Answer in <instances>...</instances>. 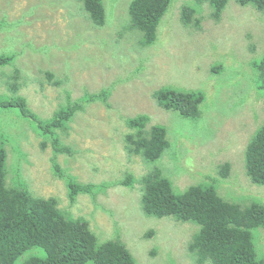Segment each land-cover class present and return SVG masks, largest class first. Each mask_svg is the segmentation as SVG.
<instances>
[{
    "label": "rangeland",
    "instance_id": "374dc122",
    "mask_svg": "<svg viewBox=\"0 0 264 264\" xmlns=\"http://www.w3.org/2000/svg\"><path fill=\"white\" fill-rule=\"evenodd\" d=\"M131 1L104 0L107 20L99 28L77 0H0V21L5 23L0 52L16 55L11 65L0 68V95L11 93L8 85L19 72L17 95L40 118L50 119L67 104L68 96L75 101L111 89L109 108L100 102L86 104L68 132L59 131L74 153L55 159L79 182L113 184L96 195V202L88 194L70 202L66 182L54 168L51 143L30 121L8 109L0 112V130L20 149L7 144L9 163L19 168L35 196L54 197L73 217L89 220L101 241L119 238L137 264H195L188 244L198 228L173 218L145 216L140 186L116 183L129 172L141 177L158 165L178 191L210 184L224 199L264 202V186L252 183L245 170L246 146L264 122V91L246 62L264 53V13L231 0L215 22L205 4L199 29L181 21L184 6L193 2L173 0L156 43L143 47L142 33L129 31ZM219 65L223 68L215 70ZM165 87L201 91V118L183 119L159 108L153 93ZM142 114L150 117L149 126L168 129L171 146L150 166L141 156H129L123 145L130 131L125 119ZM227 160L232 164L230 176L208 179L218 177V166ZM253 235L261 256L264 229H255ZM42 252L32 249L16 264Z\"/></svg>",
    "mask_w": 264,
    "mask_h": 264
},
{
    "label": "trees",
    "instance_id": "16d2710c",
    "mask_svg": "<svg viewBox=\"0 0 264 264\" xmlns=\"http://www.w3.org/2000/svg\"><path fill=\"white\" fill-rule=\"evenodd\" d=\"M77 1L95 26H105L107 15L104 0ZM191 1L193 5L184 6L181 21L186 27L200 29L202 5H208L211 9L210 18L220 22L231 0ZM172 2L131 1L128 10V21L131 22L129 31L142 33L141 46L156 43L158 27ZM236 2L241 7L251 6L264 13V0ZM4 25L0 21V30L5 28ZM15 60L14 53L0 52V68L11 65ZM246 62L247 68L257 76L259 89L264 91V53ZM222 68L219 65L215 70ZM47 77L49 80L53 78L50 72ZM18 79L19 72H16L14 82L8 85L11 93L0 95V112L13 109L50 141L55 155L53 163L56 174L66 182L68 198L72 204L82 194L92 196L96 202V195L105 193L107 187L113 184L79 182L63 171L55 159L59 154L74 153L70 146L62 142L59 131L68 132L69 123L77 112L85 109L86 104L100 102L109 108L111 89L86 93L75 101H71L68 96L65 106L50 119H43L32 111L24 97L17 95ZM154 99L164 111L176 112L183 119L197 120L201 118L200 107L205 96L201 91L165 87L154 93ZM150 122V117L145 114L126 118L125 123L130 131L123 139L126 153L129 156H141L148 166L157 164L171 147L168 129L160 124L149 126ZM12 139L8 133L0 130V264H16L25 253L35 248L43 252L28 257L23 264H137L133 254L119 238L101 241L92 230L89 220L73 217L59 207L58 199L54 197L35 196L27 188L19 168L9 163L7 144L15 145ZM13 149L20 151L14 146ZM245 159V170L250 181L264 186V122L249 140ZM218 167V177L212 175L208 178L211 181L230 176V161ZM116 184L131 189L140 186L141 209L145 216L155 219L173 218L198 228L188 244V252L195 264H264V250L262 248L261 256L257 254L253 235L255 229H264V202L260 198H253L248 204L226 200L210 184L191 185L184 191H178L158 165L141 177L129 172Z\"/></svg>",
    "mask_w": 264,
    "mask_h": 264
},
{
    "label": "clouds",
    "instance_id": "9594fccd",
    "mask_svg": "<svg viewBox=\"0 0 264 264\" xmlns=\"http://www.w3.org/2000/svg\"><path fill=\"white\" fill-rule=\"evenodd\" d=\"M158 91V90H157ZM155 93V92H154ZM154 93H153V99H154ZM154 101L156 102V100L154 99ZM157 104V103H156ZM158 105V104H157ZM159 107V106H158ZM160 108V107H159ZM163 110V109H162ZM77 114V113H76ZM75 114V115H76ZM74 118V117H73ZM73 120V119H72ZM70 124V123H69ZM69 174V173H68ZM73 176V175H72Z\"/></svg>",
    "mask_w": 264,
    "mask_h": 264
}]
</instances>
